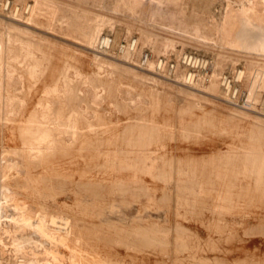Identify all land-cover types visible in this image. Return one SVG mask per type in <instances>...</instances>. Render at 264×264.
<instances>
[{"label": "rangeland", "instance_id": "rangeland-1", "mask_svg": "<svg viewBox=\"0 0 264 264\" xmlns=\"http://www.w3.org/2000/svg\"><path fill=\"white\" fill-rule=\"evenodd\" d=\"M241 3L0 0V264H264V30Z\"/></svg>", "mask_w": 264, "mask_h": 264}, {"label": "bare ground", "instance_id": "bare-ground-1", "mask_svg": "<svg viewBox=\"0 0 264 264\" xmlns=\"http://www.w3.org/2000/svg\"><path fill=\"white\" fill-rule=\"evenodd\" d=\"M245 1L248 3V6H245L244 4L241 3L242 6L240 8V14L243 16V19L247 23L248 27L249 28L259 29V31L260 30H264V0H245ZM244 20H243V22H244ZM227 22L229 23L230 26H235L236 25V23H237V13L235 11H233L231 9H228V11H227ZM233 30L236 31L237 29L233 28ZM239 36L244 37L246 35L244 33H239ZM104 40H107V39L104 38ZM191 57L192 56H189V58H191ZM185 58H186V56H185ZM195 59H196V56H193V63H194ZM197 59L199 60V67H201L203 64L206 65V60L205 59H203V58H197ZM193 63H192V65H193ZM240 72L241 71H239V73H238L239 77H240V75H239ZM190 76H191V73H190ZM228 87H229V85L227 84L226 85V89ZM51 224H55V220L54 219H51Z\"/></svg>", "mask_w": 264, "mask_h": 264}, {"label": "built area", "instance_id": "built-area-1", "mask_svg": "<svg viewBox=\"0 0 264 264\" xmlns=\"http://www.w3.org/2000/svg\"><path fill=\"white\" fill-rule=\"evenodd\" d=\"M104 39H102V37H100L99 39H98V42H97V45H98V47H105L106 46V44H107V41L108 40H104ZM134 39H132V40H129L128 42H126L125 44H120L119 45V49H121V48H127V49H129V50H132L133 49V47H134ZM147 55H149L148 54V52H146V51H144L143 53H142V55H141V62H144L145 60H146V58H147ZM185 56H186V58H185ZM189 56H192L191 58H189ZM193 56L194 55H191V54H182V56H181V58H180V61H181V63L183 64V65H185V66H187V67H197V66H199V60L197 59V58H200V57H197L196 56V59H195V61H194V63H193ZM190 59V60H189ZM198 60V61H197ZM201 60V59H200ZM205 62V61H204ZM192 63H193V65H192ZM155 66H156V68L157 69H167L168 71H171L172 69H173V64L170 62V63H166L165 61H163V59L162 58H157L156 59V61H155ZM205 66V64H203L201 67H204ZM188 73L189 72H187L186 74H187V76L186 77H188ZM192 72H191V77H192ZM224 77V76H223ZM226 81H228L227 79H226Z\"/></svg>", "mask_w": 264, "mask_h": 264}]
</instances>
